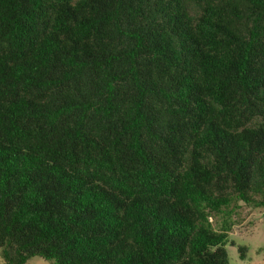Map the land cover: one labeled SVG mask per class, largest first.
I'll list each match as a JSON object with an SVG mask.
<instances>
[{"label":"trees","instance_id":"16d2710c","mask_svg":"<svg viewBox=\"0 0 264 264\" xmlns=\"http://www.w3.org/2000/svg\"><path fill=\"white\" fill-rule=\"evenodd\" d=\"M240 203L264 207V0H0L4 264H228Z\"/></svg>","mask_w":264,"mask_h":264},{"label":"rangeland","instance_id":"374dc122","mask_svg":"<svg viewBox=\"0 0 264 264\" xmlns=\"http://www.w3.org/2000/svg\"><path fill=\"white\" fill-rule=\"evenodd\" d=\"M221 220H213L212 224L220 226ZM228 243L225 246L228 264H264V207L239 204L228 219ZM231 243L233 245H231ZM238 246L245 252L240 258ZM0 264H4L0 257ZM26 264H49L38 257L30 258Z\"/></svg>","mask_w":264,"mask_h":264}]
</instances>
